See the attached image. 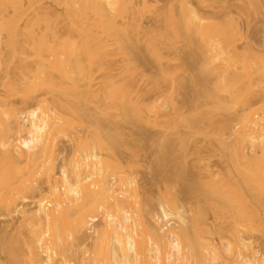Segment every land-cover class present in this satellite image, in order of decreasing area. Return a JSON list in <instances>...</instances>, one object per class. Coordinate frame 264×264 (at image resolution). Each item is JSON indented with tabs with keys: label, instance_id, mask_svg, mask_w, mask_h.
Listing matches in <instances>:
<instances>
[{
	"label": "bare ground",
	"instance_id": "bare-ground-1",
	"mask_svg": "<svg viewBox=\"0 0 264 264\" xmlns=\"http://www.w3.org/2000/svg\"><path fill=\"white\" fill-rule=\"evenodd\" d=\"M237 1L0 0V264H264V51L229 8L264 0Z\"/></svg>",
	"mask_w": 264,
	"mask_h": 264
},
{
	"label": "rangeland",
	"instance_id": "rangeland-1",
	"mask_svg": "<svg viewBox=\"0 0 264 264\" xmlns=\"http://www.w3.org/2000/svg\"><path fill=\"white\" fill-rule=\"evenodd\" d=\"M236 1L237 0H225V2H227L228 5L234 4V3L236 4ZM237 3H238V1H237ZM234 5L233 6L231 5V7H229V8H231L230 9L231 10L230 15L234 16L238 19V21L241 23L243 33H244V37L241 41H239V43L244 44L247 41H250L253 44V46L258 49V51H260V50L264 51V8L257 13H252V14H248V15H242V14L240 15ZM207 12L205 15L208 14ZM262 51H260V52H262ZM179 72L181 74L184 71H179ZM184 74L185 75L188 74V75H186L184 77ZM184 74L182 73L180 76H183L184 78H188L190 76V74H193V73L192 72L191 73H185L184 72ZM183 92H185V91H182L181 93H183ZM183 95H184V93L178 95V98L181 102H183ZM185 108H187V106H185ZM80 127L81 126H79V129H81ZM157 131L158 130L155 131V129H153L151 132H153L154 135H158L159 132L157 133ZM60 144H62V142ZM63 144H64V146H66V145H71L73 143L70 144V143L65 142ZM63 144L61 146H63ZM141 144L144 145V142H141ZM73 146H75V144ZM73 146L71 145V148L69 150H72ZM151 147H154V144H151ZM149 148H150V145H148V147L145 145H144V147L141 146V151L139 153H137L136 156L135 155L133 156L132 154L129 155V152L126 150L125 154H126V152H128V154H126L127 155L126 157H128V155H129V157H128L129 159L127 158V160H125V162H126L125 166L127 164V166H126V168H128L127 170L129 171V169H130L129 172L131 173V171H132V173L134 172V174L136 175V178L138 180V183H139V186L141 189V190L138 189V191H140V194H144L145 196L153 199L154 201H157L159 199V195H158L159 189H164V185H165V182L163 183V181L161 179H162V177L164 178L165 175H167V172H168L167 167H169V166L168 165L164 166L167 169L161 167L162 168L161 171L163 169H164V171L166 170L165 172L162 171L163 173L161 174L159 168L157 169L155 167L156 165L154 166V164H156V162H154V161H157V160H155L157 154H154V151H152V150L155 148V151H156L157 147L155 145V147L153 149L152 148L149 149ZM74 149H75V147H74ZM72 152H73V150H72ZM211 164L213 165V167L215 169H220L222 167V161L218 157H213L211 160ZM156 169L159 172H157ZM134 174L132 176H134ZM161 175H164V176L159 177ZM182 175L184 176V178H183V176H181V179L182 178L185 179V177H186L185 174H182ZM179 176H180V174H179ZM176 177H177L176 179L178 180V176H176ZM172 179L175 180V177H173ZM183 179H182V181H183ZM179 180H180V177H179ZM180 182H181V180H180ZM134 191H133V193H134ZM135 193L137 195L136 191H135ZM135 193H134V195H135ZM138 194H139V192H138ZM18 216H20V215H18ZM15 220L16 221H12L10 226L7 228L8 231L11 232V234L17 232L16 229L20 225L21 217H16ZM0 224H4L2 217H0ZM94 226L95 225H92V228L96 229L97 227L96 226L94 227ZM89 240L90 239L87 240L88 241V242H86L87 244H83L84 246H86V248L83 246H82V248L90 249L91 243L89 244V242L92 240H90V241ZM89 245H90V247H89ZM219 246L221 247L220 243H219ZM87 260H88L87 258H86V260L84 259V261L82 263L84 264V262H86ZM88 263L90 264L89 261H87V263H85V264H88Z\"/></svg>",
	"mask_w": 264,
	"mask_h": 264
}]
</instances>
